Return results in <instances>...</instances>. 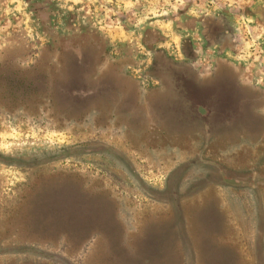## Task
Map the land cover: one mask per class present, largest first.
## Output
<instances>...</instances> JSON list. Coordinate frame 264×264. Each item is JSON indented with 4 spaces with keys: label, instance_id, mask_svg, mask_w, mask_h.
Returning <instances> with one entry per match:
<instances>
[{
    "label": "rangeland",
    "instance_id": "rangeland-1",
    "mask_svg": "<svg viewBox=\"0 0 264 264\" xmlns=\"http://www.w3.org/2000/svg\"><path fill=\"white\" fill-rule=\"evenodd\" d=\"M0 264H264V0H0Z\"/></svg>",
    "mask_w": 264,
    "mask_h": 264
},
{
    "label": "trees",
    "instance_id": "trees-1",
    "mask_svg": "<svg viewBox=\"0 0 264 264\" xmlns=\"http://www.w3.org/2000/svg\"><path fill=\"white\" fill-rule=\"evenodd\" d=\"M29 88V87H28ZM26 90V89H25ZM48 99H50V98H48ZM24 106V105H23ZM5 249V248H4ZM14 250H17V251H19V252H21V249H19V248H13Z\"/></svg>",
    "mask_w": 264,
    "mask_h": 264
},
{
    "label": "crops",
    "instance_id": "crops-1",
    "mask_svg": "<svg viewBox=\"0 0 264 264\" xmlns=\"http://www.w3.org/2000/svg\"><path fill=\"white\" fill-rule=\"evenodd\" d=\"M196 5H197V4H196ZM194 7H196L195 4H194Z\"/></svg>",
    "mask_w": 264,
    "mask_h": 264
},
{
    "label": "flooded vegetation",
    "instance_id": "flooded-vegetation-1",
    "mask_svg": "<svg viewBox=\"0 0 264 264\" xmlns=\"http://www.w3.org/2000/svg\"><path fill=\"white\" fill-rule=\"evenodd\" d=\"M217 16V15H216Z\"/></svg>",
    "mask_w": 264,
    "mask_h": 264
}]
</instances>
